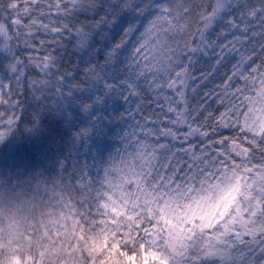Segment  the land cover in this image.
Listing matches in <instances>:
<instances>
[{
	"label": "snow or ice",
	"instance_id": "1",
	"mask_svg": "<svg viewBox=\"0 0 264 264\" xmlns=\"http://www.w3.org/2000/svg\"><path fill=\"white\" fill-rule=\"evenodd\" d=\"M0 264H264V0H0Z\"/></svg>",
	"mask_w": 264,
	"mask_h": 264
}]
</instances>
